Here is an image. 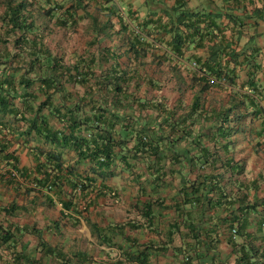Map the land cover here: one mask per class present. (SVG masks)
<instances>
[{"label": "trees", "instance_id": "trees-1", "mask_svg": "<svg viewBox=\"0 0 264 264\" xmlns=\"http://www.w3.org/2000/svg\"><path fill=\"white\" fill-rule=\"evenodd\" d=\"M104 1L100 6L104 20L99 21L95 15L100 0H0V166L10 169L0 178L9 186H16L18 178L26 179L30 186L26 192L47 191L70 210L73 200L89 191L98 175L131 170L137 163L154 179L176 171L180 179H202L182 182L184 204L214 203L231 220L229 233L244 236L249 209L264 210V199L261 205L246 203V186L236 184L244 166L230 157V149L247 119L264 116V85L256 80L260 69L255 62L256 43L248 40L236 51L232 43H239V33L225 38L223 17L233 27L243 26L231 18L232 8L199 12L189 9L186 0H176L171 8L161 0H145L148 12L140 20L128 3L121 11L117 2L124 0ZM86 8H94L95 14ZM123 15L130 24L124 23ZM84 18H90L95 30L89 46L100 48V54L75 56L67 63L47 38L55 31H76ZM101 36L104 45L98 40ZM157 42L165 53H153ZM206 42L213 43L205 59L184 57L189 46L200 48ZM148 55L153 57L150 63ZM122 57L132 66H122ZM184 61L193 68L184 72ZM98 63L107 68L97 73ZM162 64L168 67L165 89L174 97L170 102L163 96L140 98L144 78L140 69L146 74L149 67L156 77ZM243 66L248 79L238 83ZM154 82L148 83L151 91H161L162 85ZM212 88L214 108L206 104ZM186 90L194 92L190 105L184 103ZM207 143L214 145V153ZM22 147L33 155L31 170L20 167L17 153ZM67 152L75 155L72 163L64 159ZM230 187L237 190L235 198ZM15 208L14 204L5 213L12 214ZM15 242L14 228L0 223V245L12 251L9 264H27L22 252L14 251ZM42 247L45 254H52L49 247Z\"/></svg>", "mask_w": 264, "mask_h": 264}, {"label": "crops", "instance_id": "crops-1", "mask_svg": "<svg viewBox=\"0 0 264 264\" xmlns=\"http://www.w3.org/2000/svg\"><path fill=\"white\" fill-rule=\"evenodd\" d=\"M100 1L103 4L98 5L99 12L95 15L99 21L104 20V10L101 11L100 6L104 7L106 3L104 0ZM175 1L161 0L165 8H171ZM186 2L189 9L199 12L232 8L231 18L242 22L243 26L233 27L223 17V34L226 39H230L231 34L239 33V43H232V48L236 51L244 48L248 40L256 43L258 54L255 62L260 68L256 80L264 85V0H237V3L231 0ZM125 3L132 6L140 20L147 16L148 3L145 0L117 2L121 11L125 10ZM86 12L94 15L96 11L94 8H86ZM123 18L124 23H131L126 16L123 15ZM90 22V18H84L76 31L68 30L74 38L81 36L79 38L84 46L77 53L72 51L67 63H71L73 57L79 55L99 56L100 48L89 46L95 38V30ZM252 25L256 27H251ZM148 39L154 38L150 36ZM168 39L167 36L164 40ZM98 40L103 41V37ZM118 41L119 39L115 42ZM212 43L206 42L200 48L191 45L185 49L184 57L200 56L205 59L206 51ZM101 45H104V41ZM154 47L156 50L153 53L156 55L165 53L158 42ZM59 50V54L63 55L61 48ZM247 51L249 54L250 49ZM152 58L148 55L146 61L150 63ZM120 63L127 68L132 66L126 57H122ZM182 67L183 70L193 68L186 61ZM106 68L98 63L95 70L98 73L100 69ZM156 69L160 74L156 77H152V69L149 67L147 75L140 69V75L144 78L139 86L138 96H163L167 101L171 100L174 94L165 89L167 84L164 81L168 67L162 64L161 68ZM237 78L238 83L247 81L245 66L238 70ZM154 81L162 85L161 91H151L148 83L154 84ZM146 90H149L148 93ZM193 94V91H185L186 105H190ZM206 101L207 105L214 108V88L208 92ZM261 103L264 106V100ZM248 111L251 112V109ZM240 128L242 133L232 139L230 149V157L244 166V173L238 177L236 184L246 186V203L258 201V205H261L264 199V116L259 115L252 121L247 119ZM207 133L211 135V131ZM207 145L214 153V145ZM17 156L21 168L31 170L34 167L33 155L27 148H20ZM64 159L67 163H72L75 155L67 152ZM9 170L0 166V175L7 176L10 174ZM186 171L184 169L183 173L186 174ZM190 177L195 178V174ZM154 178L150 172L144 171L141 163L133 165L131 170L117 169L105 177L98 175L90 190L79 196L81 199L76 197L73 200L74 208L70 210L64 209L60 198L47 191L26 192L30 188L26 179L18 178L16 186H9L0 178V223L14 228L17 242L19 241L18 244L14 243V251L22 252L27 264H264V222H260L264 210L261 206L255 211L249 209L245 235L236 236L232 230L229 233L231 220L219 206L214 208V203H211L209 207L194 204L191 207L183 203L185 199L179 190L182 182H201L202 179H180L181 176L176 171L164 176V179ZM228 190L233 192L231 198H235L237 190L231 187ZM14 204L15 211L6 214L5 210L10 211ZM42 246L49 247L52 254H45ZM11 253V250H5L0 245V264L12 261Z\"/></svg>", "mask_w": 264, "mask_h": 264}, {"label": "rangeland", "instance_id": "rangeland-1", "mask_svg": "<svg viewBox=\"0 0 264 264\" xmlns=\"http://www.w3.org/2000/svg\"><path fill=\"white\" fill-rule=\"evenodd\" d=\"M79 37L81 36L78 35L74 38L72 33L68 31H55L52 36L47 38V44L50 45L52 50L57 52H60L59 48H61L62 53L65 56V60H68V57L71 55L72 51H76L77 53L81 50L82 46H84L82 39ZM53 41L57 44H52Z\"/></svg>", "mask_w": 264, "mask_h": 264}, {"label": "built area", "instance_id": "built-area-1", "mask_svg": "<svg viewBox=\"0 0 264 264\" xmlns=\"http://www.w3.org/2000/svg\"><path fill=\"white\" fill-rule=\"evenodd\" d=\"M235 233V231H233Z\"/></svg>", "mask_w": 264, "mask_h": 264}]
</instances>
